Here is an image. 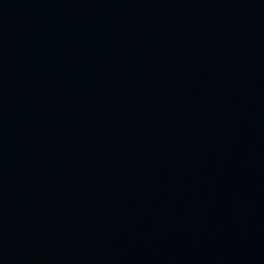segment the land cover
<instances>
[{
	"label": "water",
	"instance_id": "obj_1",
	"mask_svg": "<svg viewBox=\"0 0 264 264\" xmlns=\"http://www.w3.org/2000/svg\"><path fill=\"white\" fill-rule=\"evenodd\" d=\"M0 264H264V0H0Z\"/></svg>",
	"mask_w": 264,
	"mask_h": 264
}]
</instances>
